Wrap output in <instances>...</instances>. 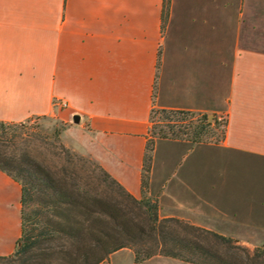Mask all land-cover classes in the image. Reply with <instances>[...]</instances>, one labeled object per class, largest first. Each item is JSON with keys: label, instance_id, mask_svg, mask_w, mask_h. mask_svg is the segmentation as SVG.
<instances>
[{"label": "crops", "instance_id": "crops-1", "mask_svg": "<svg viewBox=\"0 0 264 264\" xmlns=\"http://www.w3.org/2000/svg\"><path fill=\"white\" fill-rule=\"evenodd\" d=\"M154 109L226 126L216 143L155 139L144 188ZM49 116L160 218L264 248V0H0V121ZM20 236L21 186L0 170V256Z\"/></svg>", "mask_w": 264, "mask_h": 264}, {"label": "trees", "instance_id": "trees-1", "mask_svg": "<svg viewBox=\"0 0 264 264\" xmlns=\"http://www.w3.org/2000/svg\"><path fill=\"white\" fill-rule=\"evenodd\" d=\"M159 112L169 121L194 116ZM197 121L195 135L211 126L206 115ZM14 124L0 121V170L21 186V236L12 254L0 256V264H100L125 248L135 264L155 256L187 264H264L262 247L248 248L178 218H160L156 199L135 198L102 167L61 142L53 146L54 166L37 160L19 135L3 131ZM153 143L144 156V188Z\"/></svg>", "mask_w": 264, "mask_h": 264}, {"label": "rangeland", "instance_id": "rangeland-1", "mask_svg": "<svg viewBox=\"0 0 264 264\" xmlns=\"http://www.w3.org/2000/svg\"><path fill=\"white\" fill-rule=\"evenodd\" d=\"M193 114V117L187 116L185 121H181L182 115L171 116L169 121L163 118V114L159 112V109H154L150 116L148 145L150 142H154L155 139L160 138V136L162 138L187 139L203 143H216L222 139L226 126L225 118L217 120V118L212 115H206L207 121L211 123V126L202 130L199 135H195L197 130L196 127L199 125L197 119L200 118V114ZM62 127L63 124L55 120L54 116H49L32 118L22 123H15L14 125L5 127L3 131L7 133V135H19L22 141L27 142L31 154L37 160L54 166L56 158L53 156V152L55 151L53 146L57 145V142H61L59 135ZM240 244L244 245L243 243ZM244 246L254 248L247 245ZM114 259L117 264H130L133 261L131 252L125 251L116 255ZM139 264H142V262ZM147 264L185 263L169 258L156 257Z\"/></svg>", "mask_w": 264, "mask_h": 264}, {"label": "water", "instance_id": "water-1", "mask_svg": "<svg viewBox=\"0 0 264 264\" xmlns=\"http://www.w3.org/2000/svg\"><path fill=\"white\" fill-rule=\"evenodd\" d=\"M75 120H78V117H75Z\"/></svg>", "mask_w": 264, "mask_h": 264}, {"label": "built area", "instance_id": "built-area-1", "mask_svg": "<svg viewBox=\"0 0 264 264\" xmlns=\"http://www.w3.org/2000/svg\"><path fill=\"white\" fill-rule=\"evenodd\" d=\"M63 106H66L65 104H63Z\"/></svg>", "mask_w": 264, "mask_h": 264}]
</instances>
